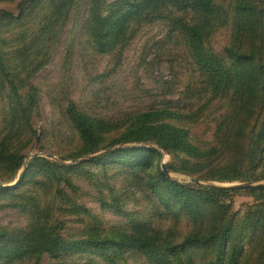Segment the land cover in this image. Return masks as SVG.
Listing matches in <instances>:
<instances>
[{
	"label": "trees",
	"instance_id": "16d2710c",
	"mask_svg": "<svg viewBox=\"0 0 264 264\" xmlns=\"http://www.w3.org/2000/svg\"><path fill=\"white\" fill-rule=\"evenodd\" d=\"M76 1L0 0L16 2L15 10L0 8V206L28 216L23 228L0 227V264H40L45 255L65 264H264V0H86L81 31L116 64L138 28L163 23L190 65L193 102L185 111L161 106L107 118L67 96L63 115L75 143L57 158L77 162L35 155L25 164L34 145L44 150V131L33 124L40 97L32 79L48 64ZM38 7L46 14L28 32L23 20ZM223 31L227 41L217 49ZM199 123L210 125L208 139L191 133L189 125ZM163 154L171 157L169 173L198 181L166 176ZM111 166L125 175L121 190L132 193H99L103 209L124 217L106 225L79 201L72 176L92 177L94 167L105 176ZM21 168V180L4 187ZM137 193L145 208L128 211ZM243 194L252 202L235 209L234 197ZM67 223L78 227L67 234Z\"/></svg>",
	"mask_w": 264,
	"mask_h": 264
},
{
	"label": "rangeland",
	"instance_id": "374dc122",
	"mask_svg": "<svg viewBox=\"0 0 264 264\" xmlns=\"http://www.w3.org/2000/svg\"><path fill=\"white\" fill-rule=\"evenodd\" d=\"M85 6L86 0L76 1L62 31L55 39V47L48 64L32 79L38 86L40 97V112L34 117L33 124L38 132L44 131L41 145L44 150L38 152L37 145H34L27 153L25 164L34 153L45 157L50 154L51 157L47 158L67 165L77 162L57 158L58 154H69L75 143L72 126L63 115L67 96L85 111L107 118H124L161 106L181 111L189 109V94L194 85L190 65L184 58V50H178L174 41L165 37L166 27L163 23L146 24L138 28L116 64L114 56L97 53L83 35L81 26ZM0 8L15 10L16 2L0 3ZM45 14L41 7L30 12L23 20L24 29L28 32L35 30ZM226 41L227 32L223 31L217 35L213 44L219 49ZM5 105L4 96L0 93V117L4 113ZM189 126L196 138L205 140L210 136V125L199 123ZM170 161L171 157L163 154L161 162ZM21 172L23 168L19 170L17 177ZM115 172L116 168L111 166L103 176V171L94 167L92 177H87L86 174L72 176L79 188V201L96 213L106 225L123 221L124 217L112 210L103 209L97 201L99 193L107 194V187H112L113 191L132 193V189L121 190L125 175L114 174ZM170 176L180 182L191 181L190 177L181 173L170 172ZM233 202L234 208L241 210L252 202V197L238 195ZM144 203L141 194L137 193L127 203L126 209L143 210ZM27 223L26 214L15 208L0 206V227L19 229ZM77 227L76 224L67 223L66 233L71 234V230ZM62 261L45 255L40 264L68 262ZM129 263L141 264L131 260Z\"/></svg>",
	"mask_w": 264,
	"mask_h": 264
},
{
	"label": "water",
	"instance_id": "95a60500",
	"mask_svg": "<svg viewBox=\"0 0 264 264\" xmlns=\"http://www.w3.org/2000/svg\"><path fill=\"white\" fill-rule=\"evenodd\" d=\"M33 155L35 156V155H37V153H34ZM46 156H47V157H51L50 154H47ZM161 169L163 170V172H164V174H165L166 176H170V173H169V172L166 170V168H165V164H164V162L161 163ZM23 171H24V168H23ZM22 173H23V172H21V173L18 175L17 179H16L13 183H10V184H7V185H4V187H11V186L16 185V184L21 180ZM191 180H193L194 182H197V181H198L197 179H191ZM257 184H258V183H255V182H244V183H233V184H230L229 186H233V185H235V186H241V187H251V186H256Z\"/></svg>",
	"mask_w": 264,
	"mask_h": 264
}]
</instances>
